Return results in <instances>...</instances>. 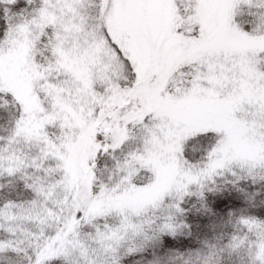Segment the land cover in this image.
I'll use <instances>...</instances> for the list:
<instances>
[{
    "label": "snow or ice",
    "instance_id": "snow-or-ice-1",
    "mask_svg": "<svg viewBox=\"0 0 264 264\" xmlns=\"http://www.w3.org/2000/svg\"><path fill=\"white\" fill-rule=\"evenodd\" d=\"M190 215L211 238L148 264H264V0H0V264H123Z\"/></svg>",
    "mask_w": 264,
    "mask_h": 264
},
{
    "label": "trees",
    "instance_id": "trees-1",
    "mask_svg": "<svg viewBox=\"0 0 264 264\" xmlns=\"http://www.w3.org/2000/svg\"><path fill=\"white\" fill-rule=\"evenodd\" d=\"M190 208V202L187 205ZM192 227L194 229L191 236H182L180 238H167L168 243L164 241L158 242L156 245H149L143 251L134 253L130 256H125L123 264H148V261L153 259L155 256L162 255L165 248L168 246L174 247L175 250L187 251L193 247H199L203 241L211 238V233H202L200 231L199 219H192L190 215ZM225 231H229L226 229ZM223 264H244V258L241 255H228L225 254L223 257Z\"/></svg>",
    "mask_w": 264,
    "mask_h": 264
}]
</instances>
